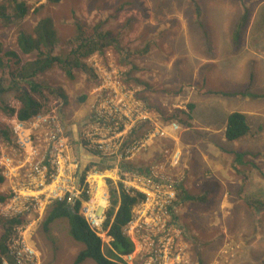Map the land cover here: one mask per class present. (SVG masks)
<instances>
[{
	"label": "rangeland",
	"instance_id": "obj_1",
	"mask_svg": "<svg viewBox=\"0 0 264 264\" xmlns=\"http://www.w3.org/2000/svg\"><path fill=\"white\" fill-rule=\"evenodd\" d=\"M22 1L29 6L24 19L0 28V44L6 49L17 50V31H30L42 17L51 18L57 35L63 36L60 43L70 39L76 19L90 25L102 24L104 30L119 38L118 44L102 55L114 65L130 70V76L124 75L119 81L120 88L134 90L142 85L138 80L150 84L152 89L146 100L139 99V90L134 93V100L144 104L158 122H166L165 117L181 102L196 106L190 112L196 122L198 118L217 122L223 115L226 121L229 111L237 107L248 110L250 132L223 145H235L234 150L247 151L243 160H250L251 164L235 162L244 170L238 173L232 166L234 155L207 153L213 169L214 165L217 169L216 173L207 174L206 181L210 180L214 187L219 184L222 191L212 187L211 204L207 199L186 204L178 200L177 222L188 234L194 229L189 238L191 247L186 250L191 264H264V0H60L55 4L48 0ZM245 12L248 14L246 25L238 43L234 44L233 31ZM157 31H165L169 37L161 51L150 42ZM144 41L147 48L141 50ZM59 45L65 54L70 49ZM124 57L138 63L139 70L132 69ZM233 64H239L240 68L227 76L221 75L222 70L228 73L227 66ZM86 72L74 69L71 79L61 68L53 67L39 76L45 88H59L67 96L68 103L61 109L65 120L77 122L87 116V123L92 119L99 98L92 92L94 81ZM145 88L148 91L149 87ZM213 89L225 90L231 96L213 95L209 91ZM240 89L247 90L246 97L232 95ZM82 94L88 100L78 104L77 98ZM42 96L47 98L48 108L57 99L56 93H48L47 89L42 91ZM14 98L11 92L2 96L9 106L16 104ZM185 110L180 118L187 121L188 109ZM5 115L0 109V119ZM172 120L181 124L177 119ZM77 127L79 132L81 126ZM146 129L141 128L139 133ZM219 191L221 197L224 195L223 205L219 202ZM4 192L5 186L0 184V194ZM182 209L183 214L179 215ZM198 210L205 214V220L191 213L197 219H192L191 226L183 219L185 213ZM66 227L64 220L52 224L53 241L37 230L34 242L42 253V264H73L82 245L68 235ZM185 236L187 233L183 241L187 240ZM81 264L95 262L86 259Z\"/></svg>",
	"mask_w": 264,
	"mask_h": 264
},
{
	"label": "built area",
	"instance_id": "obj_2",
	"mask_svg": "<svg viewBox=\"0 0 264 264\" xmlns=\"http://www.w3.org/2000/svg\"><path fill=\"white\" fill-rule=\"evenodd\" d=\"M102 54L93 52L84 60L95 76L92 92L99 99L92 119L83 122L76 139L64 125L62 99H55L48 109L25 121L15 114L0 119L11 135L9 141L0 136V176L5 186L0 218H22L7 238L8 253L15 264H42L34 236L48 207L63 200L70 204L81 200L80 213L100 239L102 250L111 248L112 237L105 225L110 205L107 180H111L126 193L142 195L122 228L131 250L120 255L121 264H191L182 245L186 230L174 220L179 178L167 172L176 166L179 152H171L165 165L133 166L136 156L148 151L154 139L184 128L172 119L158 122L144 104L134 100L139 87L120 88L126 69ZM141 123L147 124V129L128 141L133 130L139 132L136 126ZM76 142L99 155L96 163L107 166L104 170L91 166L82 183L83 162ZM1 264L7 261L3 259Z\"/></svg>",
	"mask_w": 264,
	"mask_h": 264
},
{
	"label": "trees",
	"instance_id": "obj_3",
	"mask_svg": "<svg viewBox=\"0 0 264 264\" xmlns=\"http://www.w3.org/2000/svg\"><path fill=\"white\" fill-rule=\"evenodd\" d=\"M52 3H58L60 0H48ZM42 6H39V8ZM29 12V6L22 0H0V28L9 25L18 24L24 19ZM248 14L245 12L236 24L233 31V42L237 44L241 31L247 22ZM76 30V46L71 48L66 55L54 53V46L59 42L54 23L49 17H42L31 28L30 31L19 29L16 33V49H6L0 44V109L5 114H15L19 120L25 121L32 116L48 109L46 102L43 99L42 91L48 90V93L55 92L57 99L63 100V105L68 103L65 100L67 97L63 90L59 88H45V84L40 82V74L59 65L68 78L74 77V69L86 70L87 77L94 80L93 71L85 64L84 58L93 52L104 53L105 47L115 45L119 38L102 30L101 25L89 27L80 19L74 21ZM22 56L30 58L24 60ZM141 84L145 82H141ZM146 86V83H145ZM163 90V89H161ZM11 92L12 97H15L16 107L9 106V102L5 103L2 96ZM242 92L241 95H245ZM223 95L227 96L228 93ZM86 94H82L77 98L78 104L86 100ZM190 117V112L195 108L193 104L187 105ZM181 110L174 109L173 113L165 117L166 120L180 119L183 125L185 121L179 118L178 113ZM185 114V113H184ZM225 138L228 141L238 140L250 132V127L247 123V117L239 111L231 112L225 121ZM145 124V123H144ZM144 124H139L140 129ZM139 135V132L133 130L127 140ZM0 136L9 141L11 139L8 126L0 121ZM247 152L236 153L238 162L250 163L243 160ZM93 165L98 166L100 170L106 169L107 166L96 162H85L82 164L80 174V182L84 180L85 172ZM4 182L0 176V184ZM109 189L110 205L106 212L107 217L105 225L109 229V234L112 237L111 248L102 250L100 239L89 229L82 214L80 213L81 200H75L72 204L63 201L52 203L46 210L42 220L39 223L38 229L48 240L50 230L53 223L58 220L66 222L68 235L77 243L82 245V248L77 252L73 264H81L86 259H91L95 264H121L120 255L126 254L131 250V244L128 239L122 234L123 226L129 221L131 216L132 206L142 198L141 194H130L124 192L119 185H114L111 180H107ZM82 195L85 193L83 191ZM4 195L0 194V201L4 200ZM188 199L195 200L194 196H187ZM203 200V199H202ZM22 221V218L2 219L0 218V264L2 260H6L7 264H15L14 260L8 253L7 238L12 231V227Z\"/></svg>",
	"mask_w": 264,
	"mask_h": 264
},
{
	"label": "crops",
	"instance_id": "obj_4",
	"mask_svg": "<svg viewBox=\"0 0 264 264\" xmlns=\"http://www.w3.org/2000/svg\"><path fill=\"white\" fill-rule=\"evenodd\" d=\"M86 24L89 27L101 25L102 30L105 29L102 24H97V25H90L88 23H86ZM163 33H164V35H163ZM76 35H77V33H76V30L74 29L73 34L70 36V39L68 41L61 42V43L58 42L54 46V53L59 54V55L68 54L70 49L76 46V43H77L76 42ZM155 35H156V37L153 38V41L151 40L150 42H153V44L158 46L159 47L158 50L161 51L162 47H165L164 44H166V42L169 40V37L165 34V31H157L155 33ZM57 37H58V39L63 38L62 34L57 35ZM146 43L147 42L144 41L143 45L140 48L141 50H144L145 48H147ZM116 44H118V42ZM116 44L106 46L104 52L106 50H108L109 47L116 46ZM58 45L61 48L69 47L70 49L65 54V53H63L62 50H60V48H58ZM170 52L173 54V50L170 49ZM22 58L24 59V56H22ZM84 60H85V58L83 59V61ZM201 60H203V59H201ZM125 61L130 62L129 59H127V58H125ZM130 64L132 66V69H136L137 71L139 70V68L137 66L138 63L136 64L135 62H130ZM54 67H57L59 69L61 68L59 65H55ZM124 68L126 69V72L124 75L130 76L129 68H126V67H124ZM239 68H240L239 64H233V65L227 66L226 70H228V73H226L224 70H222L221 75L223 74V76H227V75L231 74L233 71L238 70ZM238 74L239 73H237V75ZM137 75H140V73H137ZM141 82H143V81H141ZM146 86L149 87L148 91L145 90L146 89L145 83L140 85V87H139L140 88L139 92L141 95V97L139 98L140 100H142V99L146 100L145 97L148 95L147 93H149V91L152 89L150 84L146 83ZM209 91L212 92L213 95H217L220 97H223V94L225 93L224 92L225 90H220V89L219 90L213 89V90H209ZM238 91L239 92H235V94H232V95L239 96V95H241L242 92L246 93L247 90L246 89L245 90L240 89ZM206 94H208V92H206ZM246 95H247V93L245 95H241L240 97H242V96L246 97ZM229 96H231V95H229ZM228 97H224V98H228ZM87 100H88V96L86 97L85 102ZM191 104H193V103H191ZM187 105L188 104H183L181 102L180 105H176V108H174V109L181 110V112L178 113L179 118H180V116L185 115L184 111H186L185 109H188ZM87 107H88V105L86 106V109L88 111ZM210 108H212V106ZM242 108L237 107L236 110L229 111L228 115L233 111H239V112L244 113L247 117V123H248L249 127L251 128L250 119H249V115H251V114L247 113L248 112L247 109H242ZM187 111L189 112V109ZM168 115H170V114H168ZM259 115H262V114L259 113ZM196 117H197V115H196ZM73 118H74V116H73ZM86 118H87V116L85 118H83V120H81V121H80V119L77 120V122H71L72 120H70V119L69 120L64 119L65 121L63 120L67 131L71 134V136L73 138L76 139L78 136L77 125L82 126L84 123H86ZM209 118H211V117H209ZM178 120H180V119H178ZM197 120L199 122L198 121L196 122L194 115L192 113V114H190V117L187 116V121H185L186 122L185 125H183L179 121L184 128L183 130H181L179 133H177L175 135H172V136H169L166 138L154 139L153 143L149 146L148 151L141 153L138 156H136L133 166L137 167V166L143 165V167L148 168V167H151L153 164L165 165L168 161L169 156H170L169 154L173 151H178L179 152V160H178L176 166L169 167L167 169V172L171 175V177H173L175 179L179 178V182L175 184V188L177 191V201L179 200L180 203L182 201V203L186 204L189 202L205 201L207 199V200H209V204H211V197H212L211 191H212V187H214V185L211 184L210 180L206 181V179H207L206 177H207V174H213V172L216 173L215 169H217L216 168L217 165H214L215 167L213 169V166L211 165V162L209 161L210 156L208 154L220 156L222 153H229L231 155H234L233 158H235V160L232 162V166L234 167L235 170H237L238 173L244 172V170H241L239 168L240 164L247 165V164H251V162L247 163V164H246V162H244V163L240 162V164H238L236 166L235 162H238L236 160V153H238L239 151L234 150L235 145H232V146L223 145V143H226L228 141L225 138V124L226 123H225L224 115L217 122L216 121L213 122V121H211V119H208V118H205V119L198 118ZM142 124H144V123H142ZM137 127H138V125L136 126V128ZM143 127H147V124H144ZM138 129H140V127H138ZM245 137H246V135H245ZM75 144H76L75 149L77 150L78 155L81 158L83 163H85V162H98L99 161L98 160L99 155H97V153L92 152V151H90V152L87 151L86 149L83 148L82 145L77 146V142ZM200 145H205L208 147L206 149H203L201 147V149H200V147H199ZM245 152H247V151H245ZM240 153H244V152L240 151ZM160 159H163V162H160L161 161ZM248 161H250V160H248ZM206 164L208 166L207 168H209L211 173H209L207 168L205 167ZM159 168L165 170L164 166H160ZM204 168H206V169L204 170ZM229 170L230 169H228V172H229ZM215 187L222 191V187H220L219 184L215 185ZM215 187H214V189H216ZM194 189H198V190L194 191ZM221 191H219V196H220L219 202L221 201V204L223 205L224 204V200H223L224 195L222 193V197H221ZM187 196H194V197H196V199L191 200V199H188ZM177 213H178V211H177ZM181 213L183 214V209L179 211V215ZM191 213L198 214V216H196V217L199 219H201V217H203V220L206 219L205 214L202 213V210L187 212L184 214L183 219L185 218L188 222H190L191 226L193 224V222H191V221L197 220L196 217L194 215H192ZM178 219H179V216H177V214H176L174 220L177 222ZM186 233H187V236H185V237H187V240H185V241L182 240V245L185 248V250L189 251V249L191 247L189 238L191 237V233H194V229H191V233L188 234L187 231H186ZM187 255L189 256V254H187Z\"/></svg>",
	"mask_w": 264,
	"mask_h": 264
},
{
	"label": "bare ground",
	"instance_id": "obj_5",
	"mask_svg": "<svg viewBox=\"0 0 264 264\" xmlns=\"http://www.w3.org/2000/svg\"><path fill=\"white\" fill-rule=\"evenodd\" d=\"M106 250V249H105ZM104 251V250H103Z\"/></svg>",
	"mask_w": 264,
	"mask_h": 264
}]
</instances>
